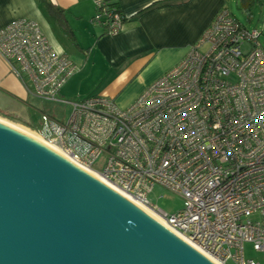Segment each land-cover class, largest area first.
<instances>
[{
    "label": "built area",
    "instance_id": "2783aa9c",
    "mask_svg": "<svg viewBox=\"0 0 264 264\" xmlns=\"http://www.w3.org/2000/svg\"><path fill=\"white\" fill-rule=\"evenodd\" d=\"M93 2L92 21L120 34L129 16L111 0ZM42 31L26 18L0 29V56L27 94L71 107L65 121L44 113L39 135L222 264H262L244 258L247 244L264 254L262 32L223 8L175 67L121 108L100 94L60 100L76 65ZM156 185L184 208L168 214L150 204Z\"/></svg>",
    "mask_w": 264,
    "mask_h": 264
},
{
    "label": "water",
    "instance_id": "95a60500",
    "mask_svg": "<svg viewBox=\"0 0 264 264\" xmlns=\"http://www.w3.org/2000/svg\"><path fill=\"white\" fill-rule=\"evenodd\" d=\"M0 264H212L55 152L0 123Z\"/></svg>",
    "mask_w": 264,
    "mask_h": 264
},
{
    "label": "crops",
    "instance_id": "0c3cea01",
    "mask_svg": "<svg viewBox=\"0 0 264 264\" xmlns=\"http://www.w3.org/2000/svg\"><path fill=\"white\" fill-rule=\"evenodd\" d=\"M111 1L129 16L123 31L115 36L92 21L93 0H0V29L21 18L37 22L53 48L66 53L76 65L61 96L100 94L127 108L187 55L229 0ZM258 6L261 27L254 29L262 32L264 46V3ZM27 93L0 56L1 120L39 134L15 120L25 118L30 109L32 96Z\"/></svg>",
    "mask_w": 264,
    "mask_h": 264
},
{
    "label": "rangeland",
    "instance_id": "374dc122",
    "mask_svg": "<svg viewBox=\"0 0 264 264\" xmlns=\"http://www.w3.org/2000/svg\"><path fill=\"white\" fill-rule=\"evenodd\" d=\"M241 0H229L227 4V8L232 12V14L239 19L242 24H246L248 28L254 29L256 26L261 27V7L256 5L253 9V19L248 22V16L245 12H242L239 8ZM66 37V36H65ZM208 45L204 47L202 50H207ZM88 96V95H86ZM92 96V95H91ZM86 97L76 98V97H69L63 95L59 96L60 100H66V101H76L80 100ZM30 109L26 115L25 118L17 117L15 120L20 121L23 124H26L31 129L35 131H39L42 128V119L44 113L52 116L53 118H56L59 121H65L67 119V116L70 114L71 107L67 104H62L60 102H49V101H43L37 98L32 97L31 98V104ZM15 113L13 115L20 116L19 113ZM104 161L105 159L102 158L99 162H97L94 166V168L98 171H102L104 168ZM150 204L155 206L157 209L168 213V214H176L180 210L184 208V200L181 199L180 196H177V194L173 193L172 191L163 188L160 185H156L154 187V190L148 195V200ZM246 260H254L256 262H260L264 264V254H261L259 252H256L251 246V244L245 245V257ZM227 264H236L234 261L229 260Z\"/></svg>",
    "mask_w": 264,
    "mask_h": 264
},
{
    "label": "bare ground",
    "instance_id": "6f19581e",
    "mask_svg": "<svg viewBox=\"0 0 264 264\" xmlns=\"http://www.w3.org/2000/svg\"><path fill=\"white\" fill-rule=\"evenodd\" d=\"M0 123L3 124V125H6L8 127H10L11 129H13L16 132H20L21 134L27 136L28 138L36 141L37 143H39V144L43 145L44 147L50 149L51 151L55 152L56 155H60L61 157H63L66 160H68L73 165H75L76 167H78L82 171H84L86 174H88L89 176H91L92 178H94L95 180H97L98 182H100L101 184H103L106 187H108L110 190L116 192L118 195H120L121 197H123L129 203H131L132 205H134L137 209H139L140 211H142V213H144L145 215H147L153 221H155L156 223H158V225H160L161 227H163L164 229H166L167 231H169L171 234H173L174 236H176L178 239L180 238V240L182 242H184L185 244H187L188 246H190L192 249H194L196 252H198L200 255H202L204 257V259L206 258V260L210 261L212 264H222L220 261H218V259H215L214 257H212V256L206 254L205 252L201 251L200 249L196 248V246H194L193 244H191L184 236H181V234H179L170 225H168L165 220H163L156 213H153V211L151 209H149L148 207H146L144 204H142L139 201H136L134 198H132L129 195L125 194L121 190L115 189V187L113 185H111L105 179L101 178V176L99 174H97V173H95V172H93L91 170H88V169L80 166V164H77V162L73 161L70 157H68L67 155H64V153L62 151H60L57 147H55L54 145H52L50 143H47V141H45L39 134H37V133H35L33 131H30V129H26L25 127L20 126L18 124H13V123H10V122H8L6 120H3V119L1 120V118H0Z\"/></svg>",
    "mask_w": 264,
    "mask_h": 264
},
{
    "label": "trees",
    "instance_id": "16d2710c",
    "mask_svg": "<svg viewBox=\"0 0 264 264\" xmlns=\"http://www.w3.org/2000/svg\"><path fill=\"white\" fill-rule=\"evenodd\" d=\"M264 3V0H241L239 8L242 12H245L248 16V22L253 19V9L256 5H261ZM117 6V4H115ZM118 7V6H117ZM119 8V7H118Z\"/></svg>",
    "mask_w": 264,
    "mask_h": 264
}]
</instances>
